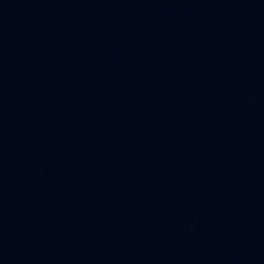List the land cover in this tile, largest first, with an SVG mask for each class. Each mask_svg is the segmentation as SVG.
I'll return each mask as SVG.
<instances>
[{
    "label": "water",
    "instance_id": "water-1",
    "mask_svg": "<svg viewBox=\"0 0 264 264\" xmlns=\"http://www.w3.org/2000/svg\"><path fill=\"white\" fill-rule=\"evenodd\" d=\"M0 264H264V0H0Z\"/></svg>",
    "mask_w": 264,
    "mask_h": 264
}]
</instances>
